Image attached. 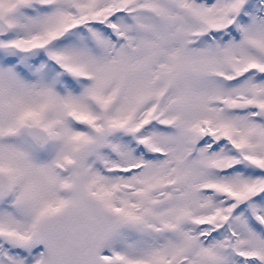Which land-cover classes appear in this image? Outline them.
Wrapping results in <instances>:
<instances>
[{"label":"snow or ice","instance_id":"1","mask_svg":"<svg viewBox=\"0 0 264 264\" xmlns=\"http://www.w3.org/2000/svg\"><path fill=\"white\" fill-rule=\"evenodd\" d=\"M0 264H264V0H0Z\"/></svg>","mask_w":264,"mask_h":264}]
</instances>
